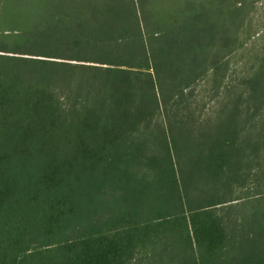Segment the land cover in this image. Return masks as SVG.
<instances>
[{
    "label": "trees",
    "instance_id": "16d2710c",
    "mask_svg": "<svg viewBox=\"0 0 264 264\" xmlns=\"http://www.w3.org/2000/svg\"><path fill=\"white\" fill-rule=\"evenodd\" d=\"M257 1L0 3V258L264 264ZM203 79L208 117L191 100Z\"/></svg>",
    "mask_w": 264,
    "mask_h": 264
},
{
    "label": "rangeland",
    "instance_id": "374dc122",
    "mask_svg": "<svg viewBox=\"0 0 264 264\" xmlns=\"http://www.w3.org/2000/svg\"><path fill=\"white\" fill-rule=\"evenodd\" d=\"M4 1L6 0H0V3L2 4ZM44 0H25V3L32 9L38 8V6L41 4V2ZM253 16H254V20L257 24V29L256 32L254 33L253 36L249 37V39L246 40V46L244 47H249L255 48V46L260 45L262 43L261 37L263 36L262 34H264V0H258L256 3V7L254 9V11L252 12ZM12 30H6V33L11 32ZM17 32V31H15ZM1 33V31H0ZM257 44V45H256ZM235 55V54H234ZM233 53L229 54V56L227 57L230 60V70L229 73L227 74L230 78V80H228L227 85H234V82L238 79H240L239 74L241 73V69L240 67V62L242 61V58H240L239 56L235 55L234 56ZM209 87H207V83L205 82V80H200L194 88V92H193V96L191 98V100H193L194 102V107L193 110L196 111L197 115H201V117H208L209 114L212 113V111H214L216 104H218V95L215 92L211 91L210 88L207 89ZM245 189H248V187H246ZM245 189H243L242 191L240 189H238V192H247ZM250 191V189H248ZM249 194V193H247ZM244 194V195H247ZM252 194V193H250ZM237 202V201H235ZM41 238L44 239V236H41ZM53 242L52 241H47L44 242V244H40V242H35L33 244H31L30 247L26 248L23 252L21 250H19V254H17V259L18 260H22L27 258V256L29 255L31 258H35L38 260V256L40 254H38V251L40 252L39 249H37L38 247H41L46 251L47 247H51L53 246ZM54 247V246H53ZM52 247V248H53ZM38 250V251H37ZM43 251H41L42 254ZM55 253V252H54ZM51 254V256H49L50 261H53V259L55 258V254ZM12 254V253H11ZM10 259V260H9ZM0 263L1 264H15L16 261L13 260V256H6V258H0Z\"/></svg>",
    "mask_w": 264,
    "mask_h": 264
}]
</instances>
